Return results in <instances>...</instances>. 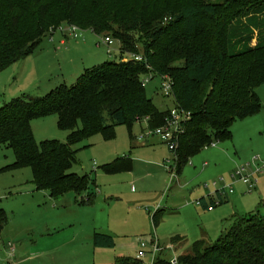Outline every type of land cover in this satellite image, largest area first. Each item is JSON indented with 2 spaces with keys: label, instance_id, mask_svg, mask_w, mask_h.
<instances>
[{
  "label": "trees",
  "instance_id": "trees-1",
  "mask_svg": "<svg viewBox=\"0 0 264 264\" xmlns=\"http://www.w3.org/2000/svg\"><path fill=\"white\" fill-rule=\"evenodd\" d=\"M62 23L111 34L121 53L85 69L71 86L62 84L43 97H16L0 108V146L15 154V162L1 171L30 168L35 189L52 199L87 192L90 177L69 172L78 163L74 147L84 139L100 134L110 140L118 126L131 130L136 122L147 121L148 129L164 125L169 110H160L146 95L145 75L170 78L175 106L191 112L171 151L178 174L213 142L230 140L235 122L263 107L257 89L264 85V0H0V72L32 55ZM125 54L143 61H124ZM49 116H57L59 129L69 133L66 143L36 141L31 123ZM101 168L106 174L129 172L133 161L126 156ZM93 201L89 196L82 203ZM225 202L199 200L208 211ZM160 219L158 210L152 216L155 228ZM6 223L0 210V232ZM182 240L175 236L171 242ZM92 241L95 248L115 247L111 235L94 233ZM177 260L264 264V215L236 218L215 243L195 241L191 253ZM114 264L144 261L119 257ZM152 264L170 261L159 256Z\"/></svg>",
  "mask_w": 264,
  "mask_h": 264
},
{
  "label": "rangeland",
  "instance_id": "rangeland-1",
  "mask_svg": "<svg viewBox=\"0 0 264 264\" xmlns=\"http://www.w3.org/2000/svg\"><path fill=\"white\" fill-rule=\"evenodd\" d=\"M56 28L32 55L0 72V108L16 97H43L62 84L71 86L85 69L112 60L109 52L121 53L119 41L114 40L113 46L105 43V37L111 34L99 36L77 29L75 38L65 23ZM256 42L254 39L251 44ZM144 77L151 78L145 90L155 105L162 111L174 108L172 98L163 92L161 78L152 73ZM262 90L264 85L257 92L263 104L260 115L235 122L230 140L213 142L216 147L204 149L180 174L171 175L167 169L176 171L175 158L167 144L158 137L141 138L148 130L145 121L136 122L131 130L118 126L110 140L100 134L84 139L74 147L78 150V163L69 171L90 177V186L82 196L69 193L55 200L35 189L30 168L1 171L15 162V154L9 147L0 146V210L7 217L0 232V264H114L119 257L137 258L141 242L146 244L144 264H152L159 257L154 255L157 245L166 247L161 257L171 261L176 254L191 253L196 239L215 243L236 218L257 211L264 215V198L258 199L263 173L257 175V187L251 194H238L237 187H223L230 185L229 180L238 179L234 174L239 166L243 165L249 173L264 164ZM57 121V116L33 120L32 130L38 143H66L69 133L60 130ZM222 152L229 155L228 163L217 170L212 159L220 158ZM125 155L133 161L131 171H102L103 165ZM239 161L238 168L231 169ZM205 162L208 167H204ZM233 190L244 197L239 198L238 206L233 197L229 204L208 212L199 206L200 193L206 192L205 196L218 200L219 192L222 197L228 192L230 197ZM89 196L94 198L93 203H82ZM158 210L161 219L155 228L152 216ZM94 233L112 235L115 247L96 249ZM176 235L186 240L175 252L169 245Z\"/></svg>",
  "mask_w": 264,
  "mask_h": 264
},
{
  "label": "built area",
  "instance_id": "built-area-1",
  "mask_svg": "<svg viewBox=\"0 0 264 264\" xmlns=\"http://www.w3.org/2000/svg\"><path fill=\"white\" fill-rule=\"evenodd\" d=\"M68 27V32L69 30L71 31V36H74L75 38L77 37V31L79 30L76 27L73 26H67ZM78 29V30H77ZM64 28H61L60 31L63 32ZM105 43L108 46H113L114 45V39H112L111 37H105ZM109 54H113V52H109ZM128 60H135L137 62H142L143 61V57L141 55H135V54H127V56H125L124 61H128ZM162 80V88H163V92L164 94L173 99L172 96V80L168 77H160ZM143 80V86H146V84H148V82H150L151 78L150 77H145L142 79ZM191 118V112L189 111H185L183 109H180L178 107H174L172 109H169V114L168 117L166 118V121L164 123V125L162 127H158L155 129H148L146 132H144L141 135L142 139H146V138H150V137H158L160 138L165 144H167L170 152L175 150L177 148L178 145V139L180 137V134L184 132V123L187 122L188 120H190ZM147 122V121H145ZM214 143L211 144V146H213ZM175 156V160H176V154L173 153ZM167 168V167H166ZM171 175H176V171L172 168L169 167L167 168ZM247 173V168L242 167L236 170L234 177L239 178L240 180H242L246 185H248V187L251 190H255L256 186H257V175L260 173L264 174V164L261 168H259L254 174H246ZM219 194L221 195V193L219 192ZM146 249V244L144 242H141L140 245V250L139 253L137 255V259L139 260H144L146 257V252L144 251ZM161 252V249L159 246H155V251H154V255H157L158 253ZM155 261V260H154ZM153 261V262H154ZM170 264H178V260L177 257H175L174 259H172L170 261Z\"/></svg>",
  "mask_w": 264,
  "mask_h": 264
},
{
  "label": "crops",
  "instance_id": "crops-1",
  "mask_svg": "<svg viewBox=\"0 0 264 264\" xmlns=\"http://www.w3.org/2000/svg\"><path fill=\"white\" fill-rule=\"evenodd\" d=\"M115 55H118V53H116V52H113V54H111L110 55V57H112V59L115 57ZM262 87V86H261ZM261 87H259L258 89H257V92H258V90L261 88ZM263 92H264V90H262ZM259 96V95H258ZM260 97V96H259ZM260 99H261V97H260ZM262 100V99H261ZM258 115V114H257ZM257 115H255V116H253V117H256ZM260 115V114H259ZM253 117H249V118H246V119H250V118H253ZM233 133V132H232ZM143 145H146V144H142L141 146H143ZM214 147H216L217 146V143L215 144L214 143V145H213ZM174 155V154H173ZM126 156H129V155H125V156H123V157H118V158H124V157H126ZM222 156H225L224 157V159H220ZM222 156L220 157V158H216V159H212V163H214L215 165V167H216V169L218 170L219 168H221L222 166H223V164L224 163H228V160H227V157L229 156L228 154H226V153H224V152H222ZM232 157H236V155H234V156H232ZM118 158H116V159H118ZM131 158V157H130ZM174 158H175V156H174ZM175 162H176V160H175ZM241 162L239 161V162H235V165L233 166V164H232V162H231V164H232V167H231V169L232 168H235V167H237L238 168V166H239V164H240ZM165 166V165H164ZM204 167H208V163L207 162H205L204 163ZM242 167H244L243 165H242ZM242 167H240L239 166V168H242ZM236 170V169H235ZM248 170V169H247ZM257 171V169L256 170H254V171H249V173L248 174H254L255 172ZM235 178H237V177H235ZM260 179H261V176H260ZM229 182H230V185H224L223 184V187H225V186H232V187H234L235 189H236V187L238 188V194H242V193H247V192H249V194H251L252 192H254L255 190H256V188H255V190H251L249 187H248V185H246L242 180H240L239 178L238 179H231V180H229ZM217 185V184H216ZM257 187V186H256ZM260 187H261V189H260ZM258 189V188H257ZM259 189L261 190V191H259L258 192V199H260V198H264V191H262L263 189H264V178H263V180H261V182H260V186H259ZM45 193H47L48 195H49V193L48 192H46L45 191ZM206 193V192H205ZM205 193H200L199 194V200L200 199H205L206 201H207V203L210 201V200H217V199H215L214 198V196H211V197H209L208 198V196H210V195H208V196H205ZM232 196H230L229 197V195H228V192H226V195L225 196H223L222 197V195H220L221 196V199L222 200H224V201H226L224 204H229L230 203V201H231V198L233 197V199H235L236 200V202H237V205L236 206H238L240 203H238L239 202V198H244L243 196H240V195H238L237 193H236V190L234 191L233 190V193H230ZM212 195V194H211ZM67 196V195H66ZM65 196V197H66ZM49 197H50V195H49ZM199 200H198V203H199ZM264 200H262V202H263ZM257 205H258V203H257ZM199 206L201 207V205L199 204ZM220 206V205H219ZM256 206V205H255ZM218 207V206H217ZM202 208V207H201ZM215 209V208H214ZM244 209V208H243ZM202 210L203 211H205V212H208V210H204L203 208H202ZM157 212V211H156ZM247 213V212H246ZM112 236V235H111ZM176 236H180V235H176ZM175 237V236H174ZM181 237V236H180ZM182 238V237H181ZM184 238V240H182V241H179V242H175V243H172L171 241H170V245H169V248L170 249H174L175 250V252L176 251H178L179 250V248H181V245L185 242V237H183ZM182 238V239H183ZM172 240V239H171ZM199 240H203V241H205L204 239H196L195 241H199ZM194 241V242H195ZM193 242V243H194ZM157 246H159L160 247V249H161V252L160 253H158V255L159 256H162V254H163V251H164V248L166 249V247H162L161 245H157ZM96 249H98V248H96ZM139 249H140V246H139ZM168 250V249H167ZM178 256H180L179 254H176V257H178ZM162 258V257H161ZM168 261V260H167Z\"/></svg>",
  "mask_w": 264,
  "mask_h": 264
}]
</instances>
